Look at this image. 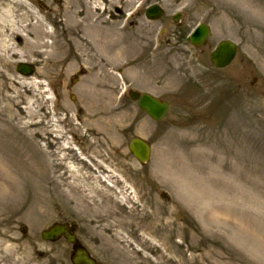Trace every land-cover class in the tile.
<instances>
[{
  "label": "rangeland",
  "instance_id": "1",
  "mask_svg": "<svg viewBox=\"0 0 264 264\" xmlns=\"http://www.w3.org/2000/svg\"><path fill=\"white\" fill-rule=\"evenodd\" d=\"M60 1L62 6L53 0H0V15L11 10V43L18 53L0 67L5 74L0 78V131L5 129L3 111L11 120L15 115L6 127L15 136L14 160L31 172L24 181H19L22 173L13 175L15 209L7 212L0 199V264H70V247L63 240L42 242L39 233L53 223L72 221L81 243L103 264H179L181 250L187 258L197 257L193 264H264V0ZM152 4L163 9L159 21L144 18ZM96 5L95 15L107 24V33L112 26L116 35L125 36L122 50L130 48L110 79L95 67L98 53H82L81 39L90 35L87 26L95 21ZM176 13L182 14L178 26L171 21ZM201 23L210 27L211 36L204 48L194 50L188 35ZM7 26L0 24L6 37ZM44 33L48 39L39 38ZM25 37L55 48L35 45L29 51ZM224 40L238 46L237 56L227 68L215 70L208 57ZM68 56L74 60L63 64L60 60ZM20 62L35 66L32 78L16 73ZM136 68L142 70L136 73ZM96 71L100 93L92 96L86 85ZM130 91L167 101L166 117L150 120L129 99ZM134 137L151 144L145 167L127 150ZM50 139L58 143L50 146ZM64 142L77 146L76 157L90 163L80 167L87 177L83 192L67 188L63 165L47 164L57 159L54 152ZM64 155L66 161L76 160ZM107 159L108 174L99 161ZM93 175L130 186L137 205L168 221L167 231L153 242L155 249L144 242L140 246L134 227L114 240L117 229L105 217V199L89 180ZM55 178L59 183L53 184ZM35 181L43 197L29 206ZM115 188L119 191V185ZM87 194L93 198L83 202ZM171 242L180 245L179 252ZM122 243L129 244L128 259L114 249ZM141 250L142 260L131 255Z\"/></svg>",
  "mask_w": 264,
  "mask_h": 264
},
{
  "label": "bare ground",
  "instance_id": "2",
  "mask_svg": "<svg viewBox=\"0 0 264 264\" xmlns=\"http://www.w3.org/2000/svg\"><path fill=\"white\" fill-rule=\"evenodd\" d=\"M97 8V5L96 7ZM93 9V8H92ZM94 10V9H93ZM93 18L95 21L87 26V29H89L90 35L86 39H81L82 47L84 49V52L82 53H90L92 50L98 49L99 56L96 61L95 67L99 74L102 76H107L109 79L113 78V76L110 73L104 74L106 70L111 67L113 63H117L118 59H122L124 57L129 56V50H122V45L124 44L125 36L122 39L112 38L107 33V24L100 20V17H97L95 15V10L93 11ZM10 8L6 11V15H0V24L8 23L9 27V36H5V34L1 31L0 32V67H4L7 64V61L11 58L18 55L16 50L13 48V45L11 43V38L13 37V30L14 24L13 21H10ZM117 14V13H116ZM104 26V28H103ZM45 35L42 38H47V33H44ZM15 35H18L15 33ZM26 38V46L29 51H31L35 45L40 47V49L44 50H51L55 48L53 44H50L48 42H42V44L35 43V45L32 43H29V39ZM114 41V44H113ZM90 50V52H89ZM33 54H40L36 50L33 52ZM52 54V53H51ZM50 54V55H51ZM87 58L88 55L86 54ZM85 55H82V60L86 58ZM60 57H56V59H59ZM70 59V57H68ZM74 59L69 60L72 62ZM64 64L65 62H68L67 59L60 60ZM95 63V62H94ZM93 63V64H94ZM137 70V69H136ZM135 70V71H136ZM90 71H93V68H91ZM92 73L90 77V81L87 82L86 88L89 91L90 95H98L100 93V87L98 85V72ZM94 72V71H93ZM4 73L1 75L0 78H4ZM135 75V74H134ZM13 108L15 109L17 115H20V108L18 105H13ZM8 111L4 110V118L5 120L2 121V125L4 126V130L0 131V199L3 201L4 209L7 210V212H11L14 208L11 209L12 204L11 201L13 198L17 197L16 194V181L14 179V174H21L19 181H24V174L29 176L31 174L27 172V168L18 163L15 162L14 158L15 152H14V142H15V136L9 132V130L6 127L11 126L12 120H15V115L11 116L12 120L10 119V116L8 115ZM10 113L12 115V111L10 109ZM89 131H86L88 133ZM57 133H60V131H57ZM56 141L57 140H54ZM52 139H50L51 145L54 144ZM58 143V142H57ZM73 148L68 146L67 142H64V145L60 146L58 150H55V155L57 157L56 160L48 161L47 164L49 165H63V168L66 172V186L70 190H77L78 192H83L86 189L87 184V177L84 176L81 172L80 167L84 169V166H87L86 162L83 160L84 158L76 157V153L73 152ZM64 153H70L72 157H74L76 160L74 162L66 161L61 156H67L64 155ZM14 155V156H13ZM61 155V156H60ZM59 157L61 159V162L57 163L59 161ZM48 158V157H47ZM52 158V157H51ZM90 170H92L91 167H88ZM115 178V177H113ZM113 178L104 177V179H101L100 177H95L94 175L90 177L89 180L93 182L96 188L93 187V190H97L98 193L101 195V197H104V201L106 204V210H105V217L113 220V223L110 225L117 229V235H115L114 240H118L120 236L122 235L123 230L127 228L134 227L136 231H138L140 234L137 235V238L139 240L140 246H142V243L154 248L153 242L155 239H157V236H160L162 232H166L168 228V221L161 218V215L157 211H148L145 205L140 206L137 205L136 201L137 198L134 195V191H132L131 187H126L125 184L120 183L117 180H113ZM53 184L59 183L58 178H55V180L52 181ZM26 183V182H25ZM40 183L39 181H35V186L33 187V197L32 200L34 201L29 204V206L36 205L38 202L42 199L43 195L40 194ZM119 185V191L116 190V186ZM45 194V190L43 192ZM28 197V196H27ZM93 196H90L89 194L81 196V200L84 202L90 201ZM129 205H131L129 207ZM126 208L127 210L122 211V207ZM198 206L195 207L197 209ZM149 220L148 223H143L144 221ZM151 228V229H149ZM149 230V231H148ZM148 231V232H146ZM143 233V234H142ZM177 237L175 235V232L173 233V238ZM145 238V239H144ZM172 238V237H171ZM172 241V240H171ZM125 244L128 243H122L123 247L120 248V245L114 246V249L117 248V250L120 251L121 254H123V258L128 259L130 258L125 249ZM126 247V248H125ZM171 249L180 251V245L178 243L171 242ZM169 249V250H171ZM190 252H194L192 249H188ZM133 253V254H132ZM131 255L134 258L142 260V250L137 253L136 251L131 252ZM147 259V258H146ZM197 257L195 255H190L188 258L185 255V252L181 250V257L178 261L179 264H182L181 262H184V264L189 263L193 264L196 263Z\"/></svg>",
  "mask_w": 264,
  "mask_h": 264
},
{
  "label": "water",
  "instance_id": "3",
  "mask_svg": "<svg viewBox=\"0 0 264 264\" xmlns=\"http://www.w3.org/2000/svg\"><path fill=\"white\" fill-rule=\"evenodd\" d=\"M146 17L148 19H157L160 17V11L156 7H152L147 11ZM208 36V29L205 26H200L189 41L193 46L199 47L205 43ZM235 50L236 48L232 43L222 42L211 54L210 59L216 68H223L232 61ZM17 71L23 75H30L32 73V68L20 65ZM130 97L132 100H137L138 107L144 110L154 121L161 120L167 112L168 106L166 103H161L148 95L139 96L138 94H131ZM129 151L142 165L148 162L149 147L145 142L139 139L132 140L129 144ZM41 236L44 241H56L60 236H64L68 243H73L74 245L71 255L72 264H95V262L79 247L73 237L68 234V230L65 227L54 225L46 232H43Z\"/></svg>",
  "mask_w": 264,
  "mask_h": 264
}]
</instances>
